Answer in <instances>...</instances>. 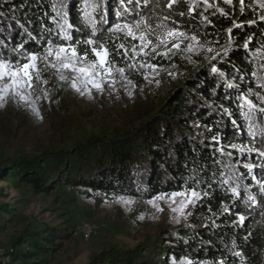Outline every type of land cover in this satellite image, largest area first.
<instances>
[{
    "label": "trees",
    "instance_id": "16d2710c",
    "mask_svg": "<svg viewBox=\"0 0 264 264\" xmlns=\"http://www.w3.org/2000/svg\"><path fill=\"white\" fill-rule=\"evenodd\" d=\"M148 2L143 14L152 16V22L170 16L169 24L177 21L180 30L195 32L200 40L219 38L228 42L220 67L232 82L217 69L204 70L131 128L53 147L31 158L0 162L1 179L35 194L49 192L61 184L143 199L184 189L206 191L208 195L202 194L194 207L192 227L167 230L163 251L193 263L264 264V156L259 155L264 152V114L258 112L264 108V54L258 51L264 48L262 15L243 7L240 0L232 6L221 1L227 16L208 9L205 14L211 25L205 26L199 15L205 8L196 7L189 16L187 0L174 3L171 9L167 7L169 0ZM62 3L68 23L76 30L67 29L73 37L71 43L86 40L91 28L83 17L84 0H0V51L6 52L0 56L21 59L23 53H38L49 41L53 45L68 44L61 29L64 20L58 15ZM89 3L99 5L94 13L100 29L96 39L107 41L108 47L115 49L117 40L99 23L100 16L106 14L107 21H129L132 16L121 15V0ZM229 28L231 36L226 31ZM12 44L17 45V51L9 55ZM85 51L88 48L80 43L78 52ZM113 59L118 63L123 60L119 56ZM249 100L255 109L250 108ZM253 119L255 125L250 126ZM233 175L242 179L230 185L221 183ZM236 184L240 185L239 196L234 199L230 189ZM239 216L245 220L239 221ZM71 236V232L54 227L21 230L6 249L10 264H46L47 260L40 256L56 253ZM155 249L156 244L146 241L134 250L108 252L91 264H151L143 254H154Z\"/></svg>",
    "mask_w": 264,
    "mask_h": 264
},
{
    "label": "rangeland",
    "instance_id": "374dc122",
    "mask_svg": "<svg viewBox=\"0 0 264 264\" xmlns=\"http://www.w3.org/2000/svg\"><path fill=\"white\" fill-rule=\"evenodd\" d=\"M221 1L224 0H209L214 5L209 10H216L217 6L222 8ZM187 2L204 8L203 0ZM234 2L235 0H231L228 4L232 6ZM261 4H264V0H244L242 6L250 7L264 16ZM159 21L151 23L155 26ZM124 22L126 21L114 18L103 25L108 32L109 27ZM110 35L117 40V44L125 42L129 48L140 43L139 39L133 40L131 37L125 40L123 33L119 37ZM200 43L204 47L196 52H184L173 56L171 60H151V63L158 65L155 70L141 69L137 72L128 69L125 73L127 80L119 73H114L115 82L106 83L103 91H97L91 85L85 89L79 81L78 91L71 86V78L61 80L59 74L50 69L43 76L47 83L25 90L28 102L11 94L3 96L0 99V162L19 157L31 158L53 147L67 146L84 141L90 136L112 134L115 130L122 132L131 128L157 111L177 89L182 91L186 88L204 70L212 71L215 67L226 80L232 82L231 76L220 67L230 44L219 38L200 40ZM16 46L10 45L7 54H14ZM47 47L38 53L43 54ZM208 48L212 49L210 53ZM258 51L264 54V48H258ZM88 52L90 61L94 57L90 48ZM5 53L0 51V54ZM28 54L23 53V57ZM216 56L218 58L213 60L212 57ZM0 58L13 62L22 59L18 56L6 58L3 55ZM146 59L150 58L142 55L137 57L139 62ZM116 63L120 67H127L132 61L122 60L121 63ZM191 124L195 126L194 121ZM252 124L255 125L254 119L249 122L250 126ZM1 177L0 174V245L5 250L10 240L21 230L54 227L71 232L72 236L64 241L63 248L56 253L47 252L40 256L47 260L46 264H91L104 258L108 252L134 250L146 241L156 244L154 254L151 251L143 254L151 264H219L203 261L193 263L186 257L176 259L163 251L167 242L163 243L167 230L192 227L194 207L199 200L195 204L185 202L182 207L180 197L175 200L164 198V194L171 192L143 199L126 195H105L86 187L63 184L56 185L49 192L35 194ZM157 196L161 199L148 203ZM126 200H131V203H125ZM84 224L95 228V232L86 240L79 233Z\"/></svg>",
    "mask_w": 264,
    "mask_h": 264
},
{
    "label": "snow or ice",
    "instance_id": "6c2138e0",
    "mask_svg": "<svg viewBox=\"0 0 264 264\" xmlns=\"http://www.w3.org/2000/svg\"><path fill=\"white\" fill-rule=\"evenodd\" d=\"M176 2H183V0H169L167 7L171 9ZM244 0H241L243 4ZM224 3H231V0H224ZM121 5L124 12L128 13L133 17V19L126 21L124 23H117L114 27H109V34H115L119 37V34L123 33L125 40L131 37L133 40L139 39V45L133 44L131 48L126 46L125 42H121L116 45L115 49H110L108 47L107 41H98L96 39V34L100 30L97 27V21L94 17V13L98 11L99 5L95 3H89V0H84L83 5V17L86 25L91 28V35L83 41H76L75 44L71 43L73 37L68 34L67 29H72V25L68 23L67 13L63 12L65 5L62 3L60 6V11L58 15H61L64 23L61 25V29L64 32V39L69 41L68 44L53 45L49 41L48 47L45 49L43 54L40 53H29L27 57H23L21 60L15 62L0 58V99L3 96L11 94L12 96L18 98L19 100L28 102V96L25 94L26 89H33L34 86L38 87L41 83H47L43 80V76L50 69H54L61 80H67L71 78L73 88H77V82L79 81L87 89L89 85L95 88L97 91H103L106 83H114V73H119L120 76L127 80L125 75L128 69L139 72L141 69H152L155 70L158 65L151 63V60L157 58H167L171 60L173 56L179 55L181 53L187 52L192 53L198 51V49L203 48V44L200 43V38L193 32L192 35H188L186 32L181 31L177 21L172 20V24L176 25L171 27L167 21L171 19L170 16H164L160 19L159 23L155 26L151 23L152 16H145L143 10L149 7L148 0H127V5L124 4V0H121ZM130 5H135V8H139L140 11H136L135 8H130ZM203 5L205 12H201L200 19L204 21L205 26L211 25V20L205 14L209 8L214 5L209 2V0H203ZM159 6V5H157ZM264 8V4H261ZM196 12V6L189 5L188 15L192 16ZM216 12H219L222 16H227L222 8L216 7ZM216 12L212 14L215 15ZM180 15H183L181 13ZM138 17V18H137ZM264 21V16L260 18ZM100 24H106V14L100 16ZM255 23V21H250ZM239 27L238 24L234 25ZM72 31H76L72 29ZM231 36L232 29L226 30ZM138 34V35H137ZM207 35V33H205ZM154 38V39H153ZM83 43L87 48L91 49V55L94 57L92 60H88L89 52L85 51L83 55L78 52V46ZM207 51L210 53L211 48ZM131 53V56H129ZM144 56L146 59L143 62L137 61L138 56ZM113 56H119L124 61L131 60L132 63L127 64V67H120ZM218 56L212 57L213 60L217 59ZM85 61H88L85 63ZM212 71L215 72L216 68L213 67ZM145 79L147 76L145 75ZM131 83V80L127 81ZM45 98H47V93H44ZM131 95V93H129ZM247 103L250 105L251 109H255V105L249 100ZM259 113L264 114V108L258 109ZM248 119H252L251 114H249ZM215 139V137L213 138ZM235 147V146H233ZM223 152V149H221ZM231 155V153H229ZM259 155L264 156V152H260ZM226 168L228 166H225ZM249 171H251V165H246ZM221 175H225L222 173ZM242 177L229 176L223 179L221 183L223 185H230L233 180H239ZM253 179L255 177L253 176ZM240 185L236 184L235 187H231V192L233 198L235 199L239 196ZM227 190V189H226ZM245 192H247V187H245ZM264 191V187H262ZM207 196L208 193L205 191L203 193L197 191L195 188L184 189L181 191H173L170 194H164V198H175L180 197L181 206H185V202L188 204H195L200 200L201 195ZM161 199L160 196L154 197L148 201L149 204L153 203V200ZM249 199H252L249 197ZM125 203H131V200L124 201ZM175 210V209H174ZM228 209L225 208V211ZM142 218V217H141ZM240 221L243 222L245 217L241 216Z\"/></svg>",
    "mask_w": 264,
    "mask_h": 264
},
{
    "label": "built area",
    "instance_id": "2783aa9c",
    "mask_svg": "<svg viewBox=\"0 0 264 264\" xmlns=\"http://www.w3.org/2000/svg\"><path fill=\"white\" fill-rule=\"evenodd\" d=\"M95 232L94 226L84 224L80 229L79 233L82 239H88ZM11 259L6 250L0 245V264H10Z\"/></svg>",
    "mask_w": 264,
    "mask_h": 264
}]
</instances>
